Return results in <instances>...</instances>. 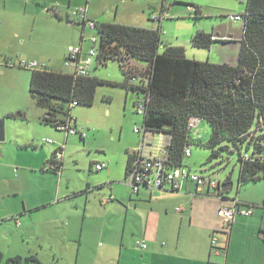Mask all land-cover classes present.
<instances>
[{"label": "crops", "instance_id": "0c3cea01", "mask_svg": "<svg viewBox=\"0 0 264 264\" xmlns=\"http://www.w3.org/2000/svg\"><path fill=\"white\" fill-rule=\"evenodd\" d=\"M66 2L70 5L79 1L0 0V37L20 43L29 41L31 49H35L28 57H18L14 67L10 63L2 64L1 74L11 75L10 71L21 59L37 60L40 66L51 60L45 50L40 51L46 40H37V37L48 35L52 39L60 25H74L72 21L64 23L66 16L71 17L59 5L65 6ZM193 2L201 15V7L206 5L202 0ZM87 18L99 21L98 15L89 14L88 8ZM152 21L153 25L147 27L139 23H118L155 29L157 22ZM232 23L225 25L219 20L212 24L211 31L202 29L215 38L206 49L208 54L204 60L236 62L242 26L241 22ZM159 27L163 35L162 24ZM218 49L221 50L217 52ZM211 53L218 56L210 59ZM1 54L5 59L12 58L5 47ZM133 63L140 70L145 67L142 62ZM63 67L52 70L69 72ZM27 75L26 81L30 80L31 73ZM10 80L13 86L20 82L19 90L26 84L23 78L19 80L14 75L7 81ZM16 112L20 115H14ZM45 115L46 109L30 99L23 107L10 109L0 116L4 118L5 130V138L0 141V225H4L0 232V264H16L9 259L26 256H35L42 264H264V216L259 220L253 214H236L227 228L216 213L218 208L230 207L234 201H248L217 197L214 195L217 190H199L189 180L178 191L142 187L133 192L128 184L131 149L142 140L141 134L133 129L138 139L122 141L114 159L107 150H96L100 155L87 158L86 167L79 161L83 150L79 141L86 143L89 136L88 140L94 143L100 135L98 122L92 120L89 125H95L96 129L81 137L56 129L43 120ZM201 121L190 133L195 140L200 138ZM75 125L89 132L90 128L80 125L77 118ZM155 134H146L149 139L146 151L164 157V147L159 139L154 140ZM43 138L52 139V143ZM62 145L63 160L57 173L47 166L53 152ZM191 154L192 150L182 165L194 171L185 164ZM96 164L103 166L96 169ZM115 165H119L120 175L115 176ZM211 205L215 208L212 212L207 209ZM171 216L177 217L176 224L172 223ZM39 250L44 253L39 255Z\"/></svg>", "mask_w": 264, "mask_h": 264}, {"label": "trees", "instance_id": "16d2710c", "mask_svg": "<svg viewBox=\"0 0 264 264\" xmlns=\"http://www.w3.org/2000/svg\"><path fill=\"white\" fill-rule=\"evenodd\" d=\"M191 5L195 6L187 3L186 7ZM195 7L194 15L198 16L200 10ZM241 14L244 24L234 64L190 59L181 46L161 44L159 27L96 21L99 41L95 61L117 59L123 73L120 84L141 94L137 101L144 100L142 124L153 133L170 136L165 161L168 168L182 166L184 148L198 141L187 127L189 118L196 116L210 129L205 142L209 159L218 155L216 147L236 149L239 181L264 178V0H247ZM214 40L212 33L199 29L191 38L194 46L204 49ZM125 60L145 64L134 82L123 69ZM105 82L91 74L80 76L40 66L31 69L29 92L35 105L46 109L43 120L55 126L70 110L72 100L77 105L92 104L97 85ZM241 149L247 153L241 154ZM214 189L220 192L219 184ZM237 205L251 206L239 201ZM9 260L42 264L35 256Z\"/></svg>", "mask_w": 264, "mask_h": 264}, {"label": "rangeland", "instance_id": "374dc122", "mask_svg": "<svg viewBox=\"0 0 264 264\" xmlns=\"http://www.w3.org/2000/svg\"><path fill=\"white\" fill-rule=\"evenodd\" d=\"M78 1L80 2V0ZM202 1L206 6L201 7V15L198 16H195L194 13L189 11L186 7L187 3L194 4L193 0H82V4H79V2H72L68 5V2H66L65 6L59 5V7L63 9L64 13H70V10L74 8L86 7L87 3L89 14L98 15L99 22L139 23V25L146 27L153 25L152 17L148 18L149 14L151 12L154 14L159 13V19L154 21H156L157 24H162V31L164 34L161 35V44H166L164 42L166 41L171 42L173 45H179L183 48V52L188 58L205 61L204 59L208 52L206 49L194 46L191 42L192 36L198 29L202 30L205 28L211 31L213 27L212 24L215 21L221 20L225 25L229 22H233V25L238 24L235 23V21H229L226 16L228 14L244 13L247 0ZM162 5L164 6L162 7ZM70 17V20L74 21L72 27L60 25L61 27L57 28L52 39L48 38V35L37 37V40H46L40 51L44 53L43 50H45L47 52L46 55L51 57L50 61L46 60L44 63L45 66H47L46 68L60 69L61 66L63 67L62 64L67 54V47L69 45L79 44L82 42L83 38H85L83 40V47L85 48L89 45V36L97 33L96 29H91L88 26L83 27L82 21L79 18ZM65 19L64 23L66 24V22L69 21L66 17ZM74 38H76V40L72 41ZM39 44L37 43V45ZM4 47L12 53V58L5 59V56H2L1 52L4 51ZM220 50L221 49H218L217 52ZM34 51L35 49H31L29 41L20 43L15 39L7 37L4 39L2 36L0 37V66L10 63L12 64L11 67H14L13 65L18 60V57H28L27 55L35 53ZM20 52H24L26 55L22 56ZM16 54L20 56H16ZM217 56V54L211 53L210 59H215ZM36 57L37 56H35V58ZM30 58L33 59L32 56ZM16 66L12 69L13 71H10L11 75L9 76L7 74H1L0 67L1 117L4 113L10 111V109L23 107L27 104L28 100L31 99L28 88L29 80L26 81V75L31 73L32 68L24 69ZM89 69L91 75L111 83L105 82L97 85L92 104H80L71 108L72 117L77 118L80 125L90 128L89 132L85 129L86 133L93 132L94 129H96L95 125H89L92 120H96L100 127V129H98L100 135H98V139H96L94 143L88 140L89 136L86 137V143L79 141L80 145L83 146V150L79 155V161H81V164L86 165V167H88L87 158L95 154L98 156L100 155L101 152L96 153V150L105 149L112 154V158L114 159L116 157L115 150H118L122 141L134 139L136 141L138 139L139 136L133 131V126L135 124L138 126L142 125V114L136 111L133 104L141 94L126 89L120 84L123 81V73L118 60L110 58L100 63L94 61ZM13 75L19 80L21 78L24 79L26 84L23 86L22 90L17 88V86H22L20 82L13 86L11 80L7 81L13 78ZM64 106L66 105L64 104ZM107 109H109L108 113ZM201 126L203 127L200 129V138L198 141H195L193 145H190L192 154L185 160V164L187 166L189 165L190 168L194 170L192 172H196L198 175L211 178L214 181H219L221 185L231 184L227 191L215 192L214 195L217 197H237L241 200L248 201L247 203H251V214H253L251 216L259 217L260 220L261 217L264 216V178L259 180L239 181L240 160L239 152L236 149L230 150L216 147L215 149L219 152L218 155L209 159L208 155L210 149L205 146V142L209 137V126L204 120L201 121ZM119 134H121V140H118ZM112 135L114 137H112ZM75 138L78 139L77 136H75ZM162 138L167 140V136L164 134L156 133L154 135V140ZM229 147L232 148V145L229 144ZM90 149H92L91 152ZM240 153L244 154L247 153V151L241 149ZM118 166L115 165V176L121 174V169ZM207 209L212 212L215 208L211 205L208 206ZM215 211L216 210H214V212ZM170 218L171 221L173 220L172 223H177V221H175L177 219L176 216H171ZM3 226V224L0 225V232ZM262 226L264 227V218ZM215 234L217 235L218 233ZM41 253L44 252L39 250L38 254L40 255Z\"/></svg>", "mask_w": 264, "mask_h": 264}, {"label": "built area", "instance_id": "2783aa9c", "mask_svg": "<svg viewBox=\"0 0 264 264\" xmlns=\"http://www.w3.org/2000/svg\"><path fill=\"white\" fill-rule=\"evenodd\" d=\"M187 9L192 13L196 12V7L191 5L187 6ZM69 16L77 17L82 22V26H88L91 29H96V21L90 18H87V8L79 7L70 10ZM68 17V16H67ZM227 19L229 21H240L243 31L244 19L242 14H228ZM69 18V17H68ZM153 20L159 19L158 14L152 15ZM70 20V19H69ZM71 21V20H70ZM160 24H157L159 27ZM156 27V28H157ZM160 28V27H159ZM215 39L214 37H212ZM85 38H83L84 40ZM89 45L83 47V40L79 44L69 45L67 47V54L63 60V66L75 75L86 76L90 74V65L96 60L98 55V34H91L89 36ZM124 71L128 74L129 81L134 82L138 79L140 70L137 65L131 60H125L122 62ZM18 65L22 68H40V64L36 60H26L21 59L18 62ZM137 68V70H136ZM136 74L134 75L133 73ZM139 71V72H138ZM77 105L76 100H72L69 104L70 110L66 111L67 113L62 116V120L56 121L55 128L64 131L66 135L79 134L81 137H85L84 127H78L75 125V118L71 115V108ZM136 111L141 113L144 111V100H138L134 104ZM200 118L192 116L187 122V127L192 131L200 123ZM134 131L141 134L142 140L131 150V160L129 165L128 173V184L133 192H137L142 187L155 188V189H169L178 191L183 187V183L186 180L192 181L196 184V187L199 190L207 189L211 190L218 186L219 181H214L211 178H205L201 175H198L196 172H192L187 169L185 166H176L168 168L165 165L166 161V149L170 141V136L163 132L158 134H164L167 136V140L164 138L159 139L158 142L165 150L164 157H156L151 155L146 151V148L149 146V139L146 137V134H149L152 131L146 129L142 124L141 126H134ZM43 141L52 143V139L43 138ZM63 145L60 148H57L50 159V162L47 166L48 169L53 170L54 172H60L61 163L63 160ZM190 146L184 148V154L188 156L190 154ZM103 164H96V169H100ZM238 201H234L230 207H220L217 210V216L224 220L225 225L229 224L236 214L250 215L251 209L245 206H238ZM212 243H215V240H212ZM144 248L145 244H141Z\"/></svg>", "mask_w": 264, "mask_h": 264}, {"label": "water", "instance_id": "95a60500", "mask_svg": "<svg viewBox=\"0 0 264 264\" xmlns=\"http://www.w3.org/2000/svg\"><path fill=\"white\" fill-rule=\"evenodd\" d=\"M50 12H53V11H50ZM5 138V130H4V118H1L0 119V141H3ZM231 184H229L227 187L224 186V185H221L220 188H221V191L222 192H225L227 191L229 188H230Z\"/></svg>", "mask_w": 264, "mask_h": 264}]
</instances>
